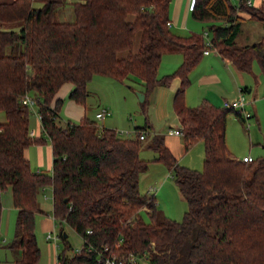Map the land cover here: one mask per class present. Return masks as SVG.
Wrapping results in <instances>:
<instances>
[{"label":"trees","instance_id":"16d2710c","mask_svg":"<svg viewBox=\"0 0 264 264\" xmlns=\"http://www.w3.org/2000/svg\"><path fill=\"white\" fill-rule=\"evenodd\" d=\"M169 2L0 0V111L5 117L0 122V218L2 195L10 189L17 209V237L10 247L21 251L15 264L39 260L35 215L41 212L37 195L45 186L52 188L54 219L83 240L80 251L68 255L72 248L61 228L64 248L57 264H97L105 247L118 264H130L131 257L136 264H264V157L245 162L228 150L227 116L235 113L243 122L241 112L207 101L185 104L189 73L206 49L241 72L250 73L256 62L264 76V35L250 44L236 43L241 13L264 26V0L259 5L254 0H194L191 15L206 27L188 36L170 31ZM67 5L74 20H58V11ZM175 52L182 54V63L158 79L161 56ZM94 75L143 81V111L156 85L178 77L173 110L184 150L199 141L204 145L202 170L180 165L161 135L147 136L148 123L123 138L88 117L63 122L57 91L72 84L70 97L83 105ZM27 97L33 108L23 103ZM34 107L43 137L30 134ZM45 139L52 147L51 175L33 173L24 156L29 146ZM143 146L156 153L153 161L171 169L187 204L181 221L164 215L159 220L155 198L140 193L139 179L148 168L140 157ZM143 209L149 222L140 216Z\"/></svg>","mask_w":264,"mask_h":264},{"label":"crops","instance_id":"0c3cea01","mask_svg":"<svg viewBox=\"0 0 264 264\" xmlns=\"http://www.w3.org/2000/svg\"><path fill=\"white\" fill-rule=\"evenodd\" d=\"M184 2L186 3L185 11H184ZM254 3L256 5H259L260 0H254ZM190 13H191V0H170L169 7H168V21L170 22V25L168 26H169L170 31L178 36H188L190 33L187 32L188 31L187 28H189L190 26H194L188 22V17ZM240 15L243 17L242 22L248 21L250 25H255V26L260 24L257 21L251 20L248 14L246 13H241ZM203 24L206 27V24L205 23ZM203 32H205V29ZM137 45H138V40H136L135 46L133 48L134 50H136ZM121 55L124 56L125 53H122ZM182 59L183 58H182L181 53H176V52L175 53H164L161 56V60H160L159 67L157 70V78L161 79L162 77L167 76L171 74L173 71H175L179 67V65L182 63ZM162 67L165 70H163V73L162 72L160 73V70ZM223 75L227 77L226 80L228 84V86H226L222 90L223 94L228 93L232 95L236 91L239 93V90H241L242 87L244 88L246 93L248 94L252 92L254 93L251 98V102H250L254 104V107H253V111L250 113L255 115L256 107H257V104L259 103L258 100L264 97V87H262L264 86V80L259 78L260 85L259 86L256 85L257 83L254 82V78H251L250 76L251 72L245 73V72L238 71L231 63L224 61L215 50H209L208 54H203L201 61L189 73L190 84L185 90V104L189 107H194L203 101H207L210 104H213L215 106H221L223 104L222 102L226 100V97H220V95H217V93H211L208 87L225 84ZM116 82L118 81L110 77H107V76L94 75L91 78V82L87 84V97L83 105L75 102L70 97V93L73 89V85L70 83L63 84L61 88L57 91L55 98H54L55 100H59L61 102L60 115H61L62 121L66 122L67 120V121L76 123L81 118L88 117L96 121L98 125L101 123L99 125L100 127H106V128H110L116 131L117 128H119L122 125L120 121H118V117H120V111H121L122 106L120 103H118V100H117V94L120 93L121 90L116 88L115 86ZM124 82L130 83L131 85L129 87H131L132 85H135L138 88V91L143 92V81L139 80L138 78L134 76H129L124 80ZM203 87L205 88V91L202 90ZM179 88H180V79L178 77L172 78L167 85H156L153 88L148 98V104H147L146 110L143 111L144 115L146 116V119H145L146 122H148L147 120L150 117L148 113L150 114L153 113L155 116H157L156 122L158 126H159V123L164 121L165 124H168L169 129H172V128L177 129L180 127V120L178 116L175 114L173 109H172L174 113L173 119L176 122V125L173 127H171L172 125H169L170 123L173 124V122H170V119H169L170 118L169 109L171 107L173 108L174 94ZM170 104H171V107H170ZM245 107H246V104H245ZM34 108H35V111L30 116V121H29L30 134L31 136L37 137V138L43 137L44 135L41 129L39 116L37 114V109L36 107ZM102 108H105L107 110L104 117L101 118L100 120L96 119L95 113L99 112L100 109ZM257 110H258V107H257ZM250 113H249V117L247 118L251 117ZM130 120H131V116H130L129 121ZM154 120H155V117H154ZM227 122H228V117L226 121L225 143L230 153L234 157H236V154H238L236 149L234 147H231L229 144V136L231 134L229 130H227ZM148 125H150L149 122H148ZM120 133L130 134V130L126 129L125 131H121ZM160 133L161 131H157V129H154L152 125H150V127L146 130L147 136L148 135L151 136L152 134L161 135L163 137V141L165 145L174 155L177 162L179 164L183 163L186 160L190 152H188L189 150L188 151L184 150L182 136L170 134L168 132L165 133V135L160 134ZM258 142L261 144L260 146L263 148V151L257 154L259 157H262L264 156V143L262 144V140ZM251 145L253 147V142L250 140V146ZM253 151H254L253 149L249 148L248 155H244V156H251L252 158H254L253 157L254 153L252 154ZM155 154L149 155V156H154L153 158H155L156 156ZM24 156L29 161V164H30V167L33 173H44L48 175L52 174L53 155H52V147L48 140L45 139V142L42 144H34V145L29 146L25 150ZM151 160L149 163L151 164L150 165L151 167H154V166L160 167L159 165H162L160 162H155ZM187 166L188 168H190L189 165ZM161 170H164V169L161 168ZM155 179H154V183H158V181ZM164 183L165 181L164 182L162 181L161 186H159L158 188L150 187L149 189V192L153 193L151 194L152 195L151 197L155 198V195L157 196V199L155 198V202H156L158 210H160L158 208V205L159 204L162 205L163 201L166 200V198L164 197L162 193V189L164 187L162 184ZM37 201H38V207L41 210V212L35 215L36 239L38 237L37 235L38 231L40 233L46 232L45 238L48 241L49 240L51 241V239L53 240L54 242L53 248L56 254L55 249L58 248V244L56 243L57 235L55 234L56 220L54 219V216L52 214V205H53L52 188L50 186L42 187L38 192ZM49 201H51V204L48 207H45V204ZM2 206H3V212H4V207L6 208V205L2 203ZM13 209L16 211V215H17V209L14 206H13ZM8 210H11V209L8 208ZM163 215L165 214L163 213ZM1 216H2L1 219H3V215ZM1 226H2V220H1L0 230H1ZM49 234L51 235L50 237H48ZM53 234H55L56 238L52 237ZM16 237H17V234L15 230V238ZM10 245H8L7 248L12 252L13 263L15 264V260L19 258L21 251L11 248ZM39 259H40V256H39ZM54 264H57V257H56V261Z\"/></svg>","mask_w":264,"mask_h":264},{"label":"rangeland","instance_id":"374dc122","mask_svg":"<svg viewBox=\"0 0 264 264\" xmlns=\"http://www.w3.org/2000/svg\"><path fill=\"white\" fill-rule=\"evenodd\" d=\"M233 2H236V0H233ZM38 5V4H35ZM186 10V3L184 2V11ZM58 20L60 21H73L74 16L72 13V9L69 5L65 6L64 9H61L58 11ZM188 22L194 26H190L188 29V33H203L205 26L202 22L197 21L189 14ZM264 35V26L262 24L250 25L248 21L242 22L241 24V31L239 35L236 38V43L238 46H242L245 44H250L253 42L258 41L262 36ZM163 70H165L163 67L160 70V73H163ZM251 78H254V82H256V85L259 84V78L264 80V76L260 72L257 63L254 62L252 65V71H251ZM226 76L223 75V79L225 80V84L222 85H215L210 86L208 89L211 93H217V95H220V97H226V100H224L222 103L224 104L225 101H231L232 99L236 98L238 96V92L236 91L234 94H223L222 90L228 86ZM91 80L89 81V83ZM88 83V84H89ZM128 82H116L115 86L117 89H120L121 92L117 94V100L118 103L121 104V111H120V117H118V121L122 124L119 128H117L118 135L123 138H129L133 137L135 134V129L137 127H143L146 123L149 122L150 125L154 127V129H157V131H161L160 134L165 135V133L168 132V124H165L164 121L159 123V126L157 124V116H155L153 113L150 115L149 119L146 122V116L144 115L143 110L141 109V101L138 97V88L135 85H132ZM129 87V88H128ZM264 87V86H262ZM243 88V87H242ZM203 91H205V88H202ZM228 90V89H227ZM142 93V92H141ZM252 93H246L243 92V96L245 99V111L246 113H250L253 111L254 104L250 103L251 98L253 96ZM223 95V96H222ZM258 110L256 107V114H251L250 118L246 119L245 112L241 111V116L243 118V122L238 118V116L235 113H230L228 117L227 122V130L230 132L229 136V144L231 147H234L238 154H236V157L239 159H242L244 155H248L249 148L253 149L252 152L253 157L257 158L259 157L257 153H260L263 151V148L260 146L261 144L258 142L262 140V144L264 143V97L260 98L258 100ZM221 105L224 107V105ZM171 107V104H170ZM172 107L169 109L170 111V122H173L171 127L176 125V122L173 119L174 113L172 111ZM97 113V112H96ZM95 113V114H96ZM92 116V114H91ZM131 116V120L129 121ZM155 117V120H154ZM93 118V117H91ZM256 118V119H255ZM5 120L4 113L0 111V122H3ZM101 124V123H100ZM99 124V125H100ZM141 125V126H139ZM137 126V127H136ZM126 129L130 130V134L120 133L121 131H125ZM173 129V128H172ZM250 140L253 142L250 146ZM144 143L147 142V140L143 141ZM190 152L186 158V160L181 163L180 165L189 167L191 169L195 170H202L203 167V158H204V145L203 143L197 142L193 147L188 151ZM246 153V154H244ZM155 152L151 151L150 149H147L146 147H142L140 150V157L146 161H148V168L147 172L142 173L140 179H139V191L141 194L146 195L148 197H151L153 193L149 192L150 187L158 188L161 186L162 181L165 183L162 184L164 187L162 189V193L164 197L166 198L165 201H163L162 205L159 204L158 208L159 211V220L162 219L163 213L166 215V217L173 219L175 221H181V219L184 216V213L187 209L186 201L181 197L176 184L174 182V179L172 178V171L170 168H168L167 165L164 163H161L162 165L151 167L149 164L150 160L154 156ZM156 155V154H155ZM264 157V156H262ZM153 161V159L151 160ZM190 163V164H188ZM163 168L164 170H161ZM157 178V179H155ZM154 179L158 181V183H154ZM155 198L157 199V196L155 195ZM52 201V199H51ZM51 201L47 202L45 204V207H48L51 204ZM2 203L6 205V208L4 207L3 212V206H2V216L0 218V225L2 220V226L0 230V264H14L13 263V254L12 252L7 248L8 245H10L14 238H15V230H16V220L17 215L16 211L13 209L12 204V195L11 190H6L2 195ZM10 208L11 210H8ZM164 215V216H165ZM140 216L145 222H149V216L145 209L140 212ZM62 228L63 233L67 235V242L71 246L72 250L67 251L68 255H72L74 251L81 248L83 240L80 235H78L74 229H72L69 225L66 223L59 224V222L56 221L55 226V234L57 235V241L58 248H56V254L54 252V242L51 239V241L46 240L45 235L46 232L40 233L37 232V242L38 247L40 249V259L36 264H54L56 261V257L60 253V251L64 248V243L59 237L60 229ZM4 239V240H3ZM143 264V262H142Z\"/></svg>","mask_w":264,"mask_h":264},{"label":"built area","instance_id":"2783aa9c","mask_svg":"<svg viewBox=\"0 0 264 264\" xmlns=\"http://www.w3.org/2000/svg\"><path fill=\"white\" fill-rule=\"evenodd\" d=\"M193 4H194V0H191V8H192ZM167 25H170V22H168ZM206 45L211 46L209 40L206 41ZM208 52H209V49H206L203 51V54H208ZM23 103L25 105L29 106L30 108H33L34 104L30 98L27 97L23 101ZM223 105L226 108H231V109L239 111V112L243 111V112H245L246 118L249 117V113H246L245 108H244L245 107V99L243 96V92L241 90H239L238 96L236 98L232 99L231 101H225ZM106 111L107 110L105 108L100 109V111L95 114L96 119L100 120L101 118H103ZM168 133L180 135V136L182 135V132L179 128L169 129ZM140 139H144V133L143 132L140 134ZM242 160L245 162H249L252 160V157L251 156H243ZM50 236L51 235L49 234L48 237H50ZM52 237L56 238L55 234H53ZM79 251H80V249L76 250V252H79ZM96 262H97V264H118V262L115 259V256L110 255V253L108 252L107 247H105L100 253H98ZM129 263L130 264H136V258L131 257L129 260Z\"/></svg>","mask_w":264,"mask_h":264},{"label":"water","instance_id":"95a60500","mask_svg":"<svg viewBox=\"0 0 264 264\" xmlns=\"http://www.w3.org/2000/svg\"><path fill=\"white\" fill-rule=\"evenodd\" d=\"M138 97H139L140 101H142L144 98L143 93L138 92ZM65 201L67 202L68 200L66 199ZM64 237H67V235L65 233H64Z\"/></svg>","mask_w":264,"mask_h":264}]
</instances>
